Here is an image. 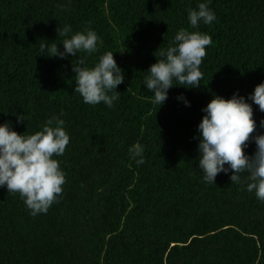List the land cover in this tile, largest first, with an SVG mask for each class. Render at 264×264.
Here are the masks:
<instances>
[{
	"label": "trees",
	"instance_id": "trees-1",
	"mask_svg": "<svg viewBox=\"0 0 264 264\" xmlns=\"http://www.w3.org/2000/svg\"><path fill=\"white\" fill-rule=\"evenodd\" d=\"M200 2L0 0V124L30 135L57 115L70 137L52 157L65 184L46 214L31 216L18 193L0 188V264H264V201L231 184L232 173L203 182L196 138L214 94L247 97L264 82V0H210L217 19L192 29L187 13ZM66 25L69 37L97 33L98 51L78 54L87 67L110 51L124 71L112 108L73 93L76 57L41 56V44L63 50ZM181 28L212 38L203 79L195 89L174 81L160 107L143 82ZM253 109L259 124L264 113ZM137 143L140 165L129 157Z\"/></svg>",
	"mask_w": 264,
	"mask_h": 264
},
{
	"label": "clouds",
	"instance_id": "clouds-1",
	"mask_svg": "<svg viewBox=\"0 0 264 264\" xmlns=\"http://www.w3.org/2000/svg\"><path fill=\"white\" fill-rule=\"evenodd\" d=\"M209 3L210 0L200 2L188 11L190 28L197 29L200 23L209 25L217 19ZM71 32L68 25L59 32L65 37L59 44L63 50L54 42L41 44V56L61 60L76 57L71 64L75 74L73 93L79 94L85 104L103 103L112 108L120 97L117 86L125 81L124 71L110 51L102 54L91 68L87 67L86 56L78 54L96 53L99 37L92 29L75 32L69 37ZM211 43L212 38L207 33L184 28L177 31L167 49L159 52L161 58L147 70L143 83L152 93L153 103L161 107L166 102L168 90L175 86L174 81L191 86L183 87L185 89L200 87L203 79L200 65ZM176 99L185 107L191 106L183 94ZM253 105L264 113V82L256 85L247 97L240 95L238 90L228 99L213 95L201 109L204 115L197 126V164L203 182L215 184L218 174L232 173L229 176L231 184H244L246 191L264 201V119L259 124L253 119ZM16 120L17 124L25 122L23 114L17 115ZM69 142L65 121L57 115H52L40 131L30 135L17 134L8 121L0 124V188L18 193L33 217L46 214L63 191L65 173L60 162L52 157L62 156ZM249 144L255 145L251 156L244 151ZM143 152L142 145L134 144L129 148V157L137 165L143 164ZM245 172L247 176L242 178L241 173Z\"/></svg>",
	"mask_w": 264,
	"mask_h": 264
}]
</instances>
